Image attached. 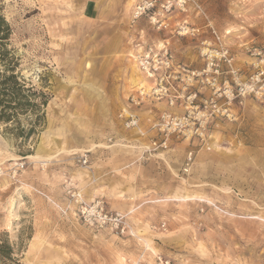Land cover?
I'll return each instance as SVG.
<instances>
[{
  "label": "rangeland",
  "instance_id": "374dc122",
  "mask_svg": "<svg viewBox=\"0 0 264 264\" xmlns=\"http://www.w3.org/2000/svg\"><path fill=\"white\" fill-rule=\"evenodd\" d=\"M2 90L0 264H264V0H0Z\"/></svg>",
  "mask_w": 264,
  "mask_h": 264
},
{
  "label": "built area",
  "instance_id": "2783aa9c",
  "mask_svg": "<svg viewBox=\"0 0 264 264\" xmlns=\"http://www.w3.org/2000/svg\"><path fill=\"white\" fill-rule=\"evenodd\" d=\"M148 70L150 72L149 76H153L158 69L155 66H153V68L150 67ZM132 102L137 104V102L135 101V98H132ZM119 117L122 121L123 126L126 129L131 130V129H136L139 127V117L136 114H134L133 111H131V109L129 108L123 109ZM176 123L178 122L175 118L169 117L167 120L168 125L169 124L175 125ZM156 145L157 143H154V146ZM165 145L166 143L163 144V146ZM81 214L86 221L91 222V223H93V221H100L101 223H106L108 220L117 221L119 219L118 215H114V214L109 215L107 212H105L101 204H97L91 207H82Z\"/></svg>",
  "mask_w": 264,
  "mask_h": 264
},
{
  "label": "trees",
  "instance_id": "16d2710c",
  "mask_svg": "<svg viewBox=\"0 0 264 264\" xmlns=\"http://www.w3.org/2000/svg\"><path fill=\"white\" fill-rule=\"evenodd\" d=\"M11 79H13L14 80V83L16 84V85H18V82H17V80L15 79V77L14 76H12V78ZM10 79V80H11ZM8 79H5V81H7ZM20 88V87H19ZM5 92L2 90V91H0V95H2V96H5V94H4ZM1 116V118H2V116H4V114H1L0 115ZM0 118V119H1Z\"/></svg>",
  "mask_w": 264,
  "mask_h": 264
},
{
  "label": "bare ground",
  "instance_id": "6f19581e",
  "mask_svg": "<svg viewBox=\"0 0 264 264\" xmlns=\"http://www.w3.org/2000/svg\"><path fill=\"white\" fill-rule=\"evenodd\" d=\"M139 80V79H138ZM133 82V81H132ZM136 82H137V80H136Z\"/></svg>",
  "mask_w": 264,
  "mask_h": 264
}]
</instances>
